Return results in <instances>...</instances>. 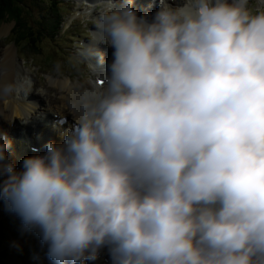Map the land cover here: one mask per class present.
Returning a JSON list of instances; mask_svg holds the SVG:
<instances>
[{
	"label": "clouds",
	"instance_id": "clouds-1",
	"mask_svg": "<svg viewBox=\"0 0 264 264\" xmlns=\"http://www.w3.org/2000/svg\"><path fill=\"white\" fill-rule=\"evenodd\" d=\"M87 15L81 55L100 83L19 169L0 131L7 210L53 264L101 248L111 264H264V10L158 0L149 16L95 0ZM96 44L112 49L106 71ZM30 91L0 64V98Z\"/></svg>",
	"mask_w": 264,
	"mask_h": 264
},
{
	"label": "rangeland",
	"instance_id": "rangeland-1",
	"mask_svg": "<svg viewBox=\"0 0 264 264\" xmlns=\"http://www.w3.org/2000/svg\"><path fill=\"white\" fill-rule=\"evenodd\" d=\"M60 1L62 2L63 9L61 11H52L51 14L61 22L59 31L56 36L54 35L53 40L46 38L47 41L41 44L40 55L32 56L23 53L18 46H15L11 42V32L14 30V23L9 20L0 23V55L5 48L10 47L14 51L16 69L21 70L22 73L25 71L32 80V91L28 92L26 95L21 94L16 96L17 103L23 99H27L30 102L35 97L34 99L37 100L31 102L32 106L35 105L33 107L34 109L29 113L35 118H39L42 115L40 112H43L44 110L48 111V109L51 110L48 115L56 116L64 114L67 117L70 116L66 114L68 108L63 107V105H60L58 102L59 97L65 96V94L60 93L58 87L52 86L50 82L56 83V80H63L62 82H64L65 80L70 87L84 86L86 89H90V87L93 86L92 83L94 82V79L98 75L88 67V59L81 55L83 42L90 43L87 38L88 29L93 30V25H91V21L87 15L89 6L92 5V1ZM147 4V0L146 2L143 1V6L137 11V13L142 12ZM249 5L253 10H263L264 0H249ZM45 11L48 12V9H46V4L42 3L41 0H37L35 4H33L32 12L36 16ZM91 11L92 14L95 15V10L93 11L91 9ZM95 46L99 48L100 44H96ZM37 92H42V95H39ZM43 100H47V102H43ZM49 101L51 104L48 105ZM60 111L63 113H60ZM9 124L4 122L3 127L0 124V128L9 126L5 131L6 138L8 137L9 139H7L15 146V140L11 139V137H13L12 134L16 133L19 135V130L18 128L15 130L13 126L15 132H8L13 123L11 122ZM28 126H30V124H28ZM20 141L22 142L23 139L20 138ZM18 142L19 141H17V143ZM11 144L7 152L13 158L9 151L10 148L13 150ZM4 222L8 227L6 228L3 237L0 236V239H3V248L6 251L7 257L1 264H38L39 255V257L37 255L35 256L33 260L34 262L30 261L32 251L33 254H36L37 245L41 251L46 249V245L41 243L39 235L35 231L23 229L20 225L19 218L14 213L8 211L5 203L0 200V223ZM32 241L37 243L35 247H31L29 242ZM25 242L27 243L25 244Z\"/></svg>",
	"mask_w": 264,
	"mask_h": 264
},
{
	"label": "bare ground",
	"instance_id": "bare-ground-1",
	"mask_svg": "<svg viewBox=\"0 0 264 264\" xmlns=\"http://www.w3.org/2000/svg\"><path fill=\"white\" fill-rule=\"evenodd\" d=\"M91 1H92V4H94L95 0H91ZM147 1H148V4L146 5V9L142 13L138 12L137 13L138 15L148 14L149 16H151V14L153 13V11H151V9H150V3L152 2V0H147ZM136 3H137V1L133 0V8L136 11H139V10H137ZM88 6H89V4H88ZM92 10L94 11L95 9L93 8ZM94 47H97V46L94 45ZM99 49L104 53L103 68L106 71L107 64L111 59L112 49L110 47L104 45V44H100ZM0 64H6L10 68V74L11 75L25 74L26 73L25 71L22 73L21 70L16 69L14 51L10 47L5 48L4 51L1 53ZM95 80H96V78L94 79V84H95ZM62 81L56 80V83L50 82V84L52 86H57L58 91H60V93H62V94H65V96L59 97L58 102L60 103V105L62 104L63 107L68 108V111H66V114L69 115V113L71 112V110L73 108V105L81 102L82 94L87 89L84 86H80V87L79 86H74V87L72 86V87H70L67 85V82H65V80H64V82H62ZM16 98H17L16 96L12 97V98H0V124L3 127L4 122H7L8 124L12 122L13 125L11 126V128L9 129L8 132H10V131L15 132L13 130V126H14L15 130H17V128L19 130V135L17 133L12 134L13 137H11V139L15 140L16 145L14 146L13 144H11V146L13 147V150H11V148L9 149L10 153L12 154V156L15 160L16 167L19 169L20 163H21V161L25 155L26 156L34 155L33 152L28 151L27 146L32 144V143L38 144V143H36V139L30 135L31 132H36L39 134V137L41 138V143L39 144L41 146L40 153H42L43 152L42 146L47 142V139L50 136V134L54 133L57 136L58 132L56 130H59L60 132H65V130L67 128H69L68 125L72 124L73 121H72L71 116H69V117L65 116L66 124L65 125L57 124V123H55L54 118L49 117L48 113L51 110L48 109V111L44 110L43 112H40V113H42V115L39 118H35L34 116H31L29 114L26 122H24L17 117H21L22 113L27 114L29 111L30 112L33 111V109H34L33 107L35 105L32 106L31 102H35V100H37V99H34L35 98L34 97L33 100L30 102L27 99H23L19 103H17ZM43 102H47V100H43ZM49 104H51L50 101L48 102V105ZM60 113H63V112L60 111ZM62 115H64V114H62ZM28 124H30V126H28ZM7 127L9 128V126H7ZM7 127L0 128V131L5 132ZM43 136H44V138H43ZM20 138L23 139L22 142L20 141ZM17 141H19V142L17 143ZM26 243L27 242H25V244ZM29 243L31 244V247H35L37 245V243H35L33 241L29 242ZM37 246H36L37 253L33 254V251H32L30 261H33L35 256L39 255L40 257L38 256L39 257L38 264H53V262L51 260H49L48 257L45 255L46 249L41 251V250H39V248ZM14 256H16V255H14ZM108 260H109L108 264H111L110 257L108 258Z\"/></svg>",
	"mask_w": 264,
	"mask_h": 264
},
{
	"label": "trees",
	"instance_id": "trees-1",
	"mask_svg": "<svg viewBox=\"0 0 264 264\" xmlns=\"http://www.w3.org/2000/svg\"><path fill=\"white\" fill-rule=\"evenodd\" d=\"M37 0H0V23L7 20L14 23L11 32V42L25 54L40 55V46L46 38L54 39L59 31L61 22L54 18L52 11L63 9L60 0H41L46 4L48 12L33 14V4ZM62 6V7H61ZM29 10V13H28ZM34 17V18H33ZM49 26V27H48ZM6 223H0V236L3 237ZM7 257L3 248V239H0V264Z\"/></svg>",
	"mask_w": 264,
	"mask_h": 264
}]
</instances>
